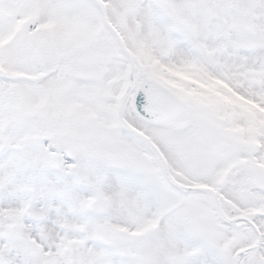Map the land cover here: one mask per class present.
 Listing matches in <instances>:
<instances>
[{
  "label": "snow or ice",
  "instance_id": "6c2138e0",
  "mask_svg": "<svg viewBox=\"0 0 264 264\" xmlns=\"http://www.w3.org/2000/svg\"><path fill=\"white\" fill-rule=\"evenodd\" d=\"M0 264H264V0H0Z\"/></svg>",
  "mask_w": 264,
  "mask_h": 264
}]
</instances>
